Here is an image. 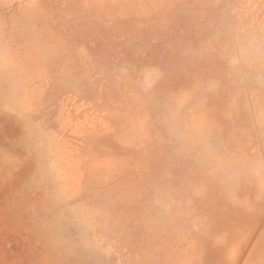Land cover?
Wrapping results in <instances>:
<instances>
[{
  "label": "rangeland",
  "instance_id": "obj_1",
  "mask_svg": "<svg viewBox=\"0 0 264 264\" xmlns=\"http://www.w3.org/2000/svg\"><path fill=\"white\" fill-rule=\"evenodd\" d=\"M0 264H264V0H0Z\"/></svg>",
  "mask_w": 264,
  "mask_h": 264
}]
</instances>
